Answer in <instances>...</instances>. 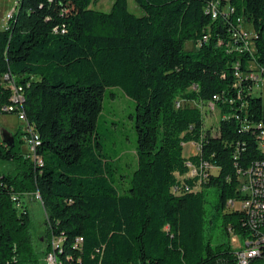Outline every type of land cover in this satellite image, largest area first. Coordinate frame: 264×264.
<instances>
[{
    "label": "trees",
    "instance_id": "trees-1",
    "mask_svg": "<svg viewBox=\"0 0 264 264\" xmlns=\"http://www.w3.org/2000/svg\"><path fill=\"white\" fill-rule=\"evenodd\" d=\"M134 1L143 16L128 0H115L109 13L91 8L98 0H19L0 31V83L9 73L23 87L43 161L24 152L23 128L13 147L0 137V264H45L52 254L58 264H238L231 236L244 244L264 237V224L255 229L228 208L246 199L238 171L264 161V101L255 82L235 87L234 67L239 60L246 72L254 62L264 75V0H230L229 20L205 13L210 0ZM239 17L256 34L253 55L219 45ZM116 87L136 103L133 166L107 152L98 130L106 92ZM10 99L0 86V109ZM211 102L221 113L216 137L203 134L201 105ZM188 143L201 149L186 158ZM201 163L216 173L201 183L187 178L188 164ZM187 186L193 191H175ZM213 188L217 226L207 209ZM26 195H39L45 209L43 242L20 204Z\"/></svg>",
    "mask_w": 264,
    "mask_h": 264
},
{
    "label": "built area",
    "instance_id": "built-area-1",
    "mask_svg": "<svg viewBox=\"0 0 264 264\" xmlns=\"http://www.w3.org/2000/svg\"><path fill=\"white\" fill-rule=\"evenodd\" d=\"M49 2L53 3V0H49ZM16 12L17 11L14 10L7 17V20L9 21V19H11ZM205 13L210 15L213 20H217L220 15L223 16L224 19L229 20L230 16L236 13V9L231 5L230 0H210L205 8ZM234 24L235 25L232 26L230 30L231 40H229L227 44L220 40L219 45L224 44L228 53L231 54L236 53L241 56V54L247 53L253 55L255 52V32L253 36H250L249 33L245 31L244 26L247 23L242 17H239ZM6 27L7 26L4 28ZM55 32L58 33L57 30H55ZM62 33H65V30H63ZM209 37L210 35L206 33L203 37V41L207 42ZM240 65L241 63L239 60L234 65L236 69L235 76L238 80L235 87H240L241 81L244 79L255 82L256 86L257 77L255 74H260L261 71L256 67L255 63L250 62L246 72L240 71ZM2 81L6 84L4 87L6 89H10L11 91V104L2 107L0 111L2 113L14 114L17 116L19 121L22 123L23 132L25 133L24 143L27 148L26 154L34 163L42 166V158L37 155V149L41 146L40 136L35 128L28 123L25 112L23 111V105L25 102L24 89L22 86L16 84L15 79L9 73L2 77ZM255 86L253 91L255 90ZM214 99L217 100V97ZM181 105L182 103L179 102L177 107H180ZM205 105H211L213 108H216L213 102L201 105V108L205 107ZM243 108H246V106H243ZM244 130L248 131L250 130V127L247 126ZM203 134H205V131ZM193 144L196 146L197 154L200 151L201 146L199 144ZM258 149L264 154V131L259 137ZM188 167L190 168V172L187 175V178H198V183L206 181L209 176L208 172L210 171L212 173V171L215 170L208 163H201L198 168L192 166L191 164H188ZM238 176L240 177L239 190L246 197V199L242 202L229 201L228 208L231 210H240L245 212L249 218V224L251 227L256 229L258 226L264 224V161L257 162L255 165L250 167L249 170L238 171ZM184 178L185 177H179L181 181H183ZM175 191L180 193V191L192 192L193 190L187 186L184 189L183 187L175 188ZM36 197L38 200H41L39 195H36ZM233 241L237 243L239 242L238 238H234ZM244 245L245 247L240 246L239 249L237 248L238 264H264V237H258L254 240H246ZM47 264H58L54 254L49 255L47 258Z\"/></svg>",
    "mask_w": 264,
    "mask_h": 264
},
{
    "label": "rangeland",
    "instance_id": "rangeland-1",
    "mask_svg": "<svg viewBox=\"0 0 264 264\" xmlns=\"http://www.w3.org/2000/svg\"><path fill=\"white\" fill-rule=\"evenodd\" d=\"M115 0H98L93 3L91 8L97 11L109 13L112 10ZM19 0H0V31L7 26V17L15 10H18ZM129 11L136 16H143V12L137 6L134 0H128ZM244 29L250 36H253L254 30L252 26L245 24ZM194 45L187 43L185 46L186 51H192ZM257 77V85L253 91L254 95H260L264 101V75L255 74ZM5 83H0V86H5ZM204 113V131L209 133L213 137L219 135V122L221 119L220 110L213 108L211 105H205L202 108ZM136 112V103L127 97L124 92L116 87L111 88L106 92L103 110L98 121V130L101 136L102 143L106 146L107 152L115 157L119 155L120 163L126 167V165L135 163V151L137 145V134L134 127V116ZM22 123L17 116L10 114H0V137L4 131H7L11 135H15L20 132ZM24 139V136H21ZM23 150L27 153V148L23 146ZM196 146L193 143L185 144L183 147V155L188 158L196 155ZM216 173V171H214ZM201 189V188H200ZM198 188V191L200 190ZM208 204L207 209L209 212V219L214 220L216 218V206L218 204L216 189L208 190ZM22 202V203H21ZM20 204L25 205L28 209L32 223L31 232L35 237V240L40 238V241H45L46 231V212L41 200H38L36 196H24ZM217 218L214 221L213 226H217ZM216 234H221V228H217ZM237 238L234 235L231 236V243L234 248H240L244 245V240L238 239V243L233 239ZM56 244V243H55ZM47 264V259L44 261Z\"/></svg>",
    "mask_w": 264,
    "mask_h": 264
},
{
    "label": "water",
    "instance_id": "water-1",
    "mask_svg": "<svg viewBox=\"0 0 264 264\" xmlns=\"http://www.w3.org/2000/svg\"><path fill=\"white\" fill-rule=\"evenodd\" d=\"M2 140H3L4 144H6L7 146H9V147L14 146V137H13V135L8 133L7 131L3 132Z\"/></svg>",
    "mask_w": 264,
    "mask_h": 264
}]
</instances>
